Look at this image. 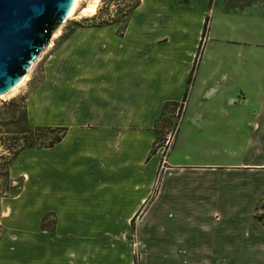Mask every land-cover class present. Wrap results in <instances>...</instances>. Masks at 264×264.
<instances>
[{
    "label": "crops",
    "instance_id": "0c3cea01",
    "mask_svg": "<svg viewBox=\"0 0 264 264\" xmlns=\"http://www.w3.org/2000/svg\"><path fill=\"white\" fill-rule=\"evenodd\" d=\"M208 7L209 0H140L124 30L118 21L75 29L52 50L42 80L26 99L28 120L67 131L53 146L24 149L13 161L22 187L4 202L0 264H134V250L122 234L153 186L160 160L158 151L151 152L155 123L165 103L184 99ZM251 10L221 14L234 20L264 17ZM218 65L200 59L181 120L191 116L189 133L197 134V141L201 125L229 130L246 116L244 139L264 148V88L259 109L235 110L245 97L232 91L236 83L226 78L231 68L217 78ZM180 130L168 155L170 169L192 167L205 175L212 170L203 167L219 165L169 164ZM251 160L246 164L264 166V157ZM179 175L178 181L187 178ZM253 178L239 175L237 187L230 179L222 187L231 189L229 194L238 191L239 200L198 206V213L232 219L227 238L218 243L227 247V260L250 253L258 256L256 264H264V221L253 216L264 193L257 201L250 197L264 182L258 186ZM177 190L172 194L183 197L181 187ZM46 216L54 218L49 227Z\"/></svg>",
    "mask_w": 264,
    "mask_h": 264
},
{
    "label": "rangeland",
    "instance_id": "374dc122",
    "mask_svg": "<svg viewBox=\"0 0 264 264\" xmlns=\"http://www.w3.org/2000/svg\"><path fill=\"white\" fill-rule=\"evenodd\" d=\"M88 1L80 0L76 11L68 16L58 31L53 34L50 45L34 63L24 82L12 94L10 93L13 90L0 96V242L4 231L2 224L4 202L10 196L17 194L22 187V181L14 176L16 171L13 168V161L16 158L13 159L14 150L10 145L12 142L7 140L12 136L9 132L10 126L4 124L7 121L3 122L8 115L7 108L3 106L4 102L16 96L28 97L33 92L43 78L44 64L52 50L67 37L70 31L99 26L104 22L111 24L114 23L109 22L112 18H119V29L124 30L134 11V9L130 10V6L136 0H95L97 2L95 13L82 16L81 10ZM226 1L212 0V4L209 5L206 11L207 27L205 33L202 34L206 18L204 17L192 64L196 63L197 67L200 59H202V63L221 64V66L218 65L216 71L217 78L221 77L223 73L221 70L227 66L231 68V74L229 75L228 72L226 78L230 82L234 81L237 85L232 91L240 94L238 98L241 100L245 97L244 102H235V110L241 107L253 111L259 109V94L260 90L264 88V17H259L260 21L256 17L234 20L232 15L223 16L221 11L242 12L249 8V11L253 9V11L262 12L264 15L263 4L255 2L239 11H228ZM138 15L140 14H135L134 17H140ZM223 17L229 20H222ZM238 24L243 25L242 29H237ZM174 36L178 37L180 33L175 32ZM248 65L249 70H246ZM235 68H238V71L234 73L233 69ZM192 83L193 81L188 85L189 89L192 88ZM174 110V116H166L171 118V126L160 127L164 132L163 136L160 132V137L163 138L162 140L158 138L160 145L157 146L156 151L152 152L158 151L160 160L151 191L139 210L133 215L129 229L124 230L122 234L123 241L128 243L130 249L134 250V264L135 261L138 264H256L258 256L250 253L249 256H234L227 260L229 257L226 256L227 247L218 243H223L227 238L226 234L229 225H232V219L227 218L228 215L223 213L219 215L200 214L198 206L210 207V205H216L215 201L219 203L221 200L238 201V191L229 194L232 190L223 187L231 184L229 183L230 179L235 181L237 187L239 175L250 173L254 177L251 183L261 185L264 182V166L246 163L254 161L251 159L256 156L264 157V148H260L259 143V145L249 144L244 139L242 127L246 123L243 124L242 121L247 120L246 116L245 119L241 116L238 117L234 126L238 125L239 127H231L229 130L221 127L209 129L208 126L201 125V129L198 127V140L196 141L197 134L189 133L193 129L189 121L191 116L186 114L184 119L179 122L185 110L183 104L179 109L178 118L176 117V112L179 111L178 106ZM169 111L174 112L168 108V113ZM176 122V126L179 122L178 126L181 127V142L179 139L172 149L169 164L174 161L189 163L198 161L219 162V165L203 167L212 170L205 175L202 174L204 172L194 170L192 167L181 171L170 169L168 155L171 147L168 149L165 143L168 138L172 139L177 128ZM162 123L164 122L161 121V125ZM179 174H183L187 178L178 181ZM259 176H261V180H257ZM180 187L183 197L177 196L179 194L177 189ZM175 190L177 194L176 192L172 194ZM218 193L222 194L221 197H218ZM263 193L264 188H260L259 191H254L252 188L250 197L257 201ZM180 195L182 196L181 193ZM198 195L203 197L198 198ZM198 199L203 201L198 204ZM262 202L256 205L257 210L253 214L256 219L259 214L264 215V209L261 207ZM45 219L46 227H49L54 221L53 216H46Z\"/></svg>",
    "mask_w": 264,
    "mask_h": 264
},
{
    "label": "water",
    "instance_id": "95a60500",
    "mask_svg": "<svg viewBox=\"0 0 264 264\" xmlns=\"http://www.w3.org/2000/svg\"><path fill=\"white\" fill-rule=\"evenodd\" d=\"M74 1L0 0V96L23 82Z\"/></svg>",
    "mask_w": 264,
    "mask_h": 264
},
{
    "label": "trees",
    "instance_id": "16d2710c",
    "mask_svg": "<svg viewBox=\"0 0 264 264\" xmlns=\"http://www.w3.org/2000/svg\"><path fill=\"white\" fill-rule=\"evenodd\" d=\"M255 2H261L263 4V11H264V0H227L226 1V9L228 11H236V10H242L246 6H250L251 4ZM140 3V0H136L135 3H133L130 6V10L136 8ZM212 4V0H209V5ZM127 14V13H126ZM207 20L208 16L205 18L204 21V29L203 33H205L206 27H207ZM119 21V18L110 19L109 22H116ZM108 22H104L103 25H107ZM196 68V63L193 64L192 70L190 72V75L188 77V83L190 84L193 81V72ZM189 89V88H188ZM188 89L185 92L184 99H187ZM26 96H16L11 98L10 100L4 102L3 106L7 108L8 115L6 116L7 123L10 126L9 132H11L10 137L7 138L9 142H12L11 148L13 151V159L16 158V156L24 149L28 148H42V147H51L65 136L67 127L65 126H42V125H31L28 120V113H27V105H26ZM182 102L177 101H170L164 104L163 111L161 115L158 117L155 123V130H156V141L155 144L151 150V152L156 151L157 146L160 144L158 143V138L162 140L164 132L160 129V127L165 128L166 126H171L172 120L170 117L166 116H174L175 110L177 106L181 105ZM168 108L172 109V111L168 113ZM180 112V111H179ZM176 114V117H179L180 113ZM168 114V115H167ZM181 120V119H180ZM179 120V122H180ZM161 121L162 123L161 125ZM178 122V125H179ZM177 122L175 123L176 126ZM178 125L176 126L178 128ZM176 128V132H177ZM161 130V131H160ZM175 132V135H176ZM6 139V138H5ZM261 207L264 208V200L261 204ZM258 219L264 220V215L259 214ZM133 220V219H132ZM135 264H138L137 261H135Z\"/></svg>",
    "mask_w": 264,
    "mask_h": 264
},
{
    "label": "bare ground",
    "instance_id": "6f19581e",
    "mask_svg": "<svg viewBox=\"0 0 264 264\" xmlns=\"http://www.w3.org/2000/svg\"><path fill=\"white\" fill-rule=\"evenodd\" d=\"M79 2H80V0H75L74 1V4L72 6L70 15H72L74 13V11H76V9H77V7L79 5ZM96 9H97V2L95 0H89L87 5L84 6L83 9L81 10V15L82 16L92 15V14L95 13ZM26 77H27V74L25 75V77L23 79V82L26 79ZM21 84H19L16 88H14L13 91L10 94H12L14 92V90H16Z\"/></svg>",
    "mask_w": 264,
    "mask_h": 264
},
{
    "label": "built area",
    "instance_id": "2783aa9c",
    "mask_svg": "<svg viewBox=\"0 0 264 264\" xmlns=\"http://www.w3.org/2000/svg\"><path fill=\"white\" fill-rule=\"evenodd\" d=\"M184 102V103H183ZM182 102V104H183V108L185 107V100ZM180 107H181V105H179L178 106V110L180 109ZM183 110V109H182ZM180 111V110H179ZM178 111V112H179ZM178 112H176V114L178 113ZM176 132V131H175ZM175 132H174V135L172 136V139H170V138H168L167 140H166V143H165V146H168V149L171 147V145H172V143H173V140H174V137H175ZM164 146V147H165Z\"/></svg>",
    "mask_w": 264,
    "mask_h": 264
}]
</instances>
